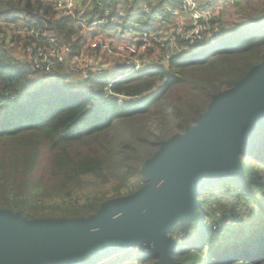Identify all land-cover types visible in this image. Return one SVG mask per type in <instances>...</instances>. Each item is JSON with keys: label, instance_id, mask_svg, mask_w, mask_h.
Returning a JSON list of instances; mask_svg holds the SVG:
<instances>
[{"label": "trees", "instance_id": "obj_1", "mask_svg": "<svg viewBox=\"0 0 264 264\" xmlns=\"http://www.w3.org/2000/svg\"><path fill=\"white\" fill-rule=\"evenodd\" d=\"M110 2L113 15L122 3L127 17L142 4L153 13L164 6L177 8L181 4V0ZM21 15L41 22L53 17L54 11L29 0H0L1 21L14 23ZM138 16L141 20L136 24L140 28L154 22L148 14ZM165 19L167 24L170 17ZM48 23L64 43L70 42L75 28L69 21ZM151 29L155 30V25ZM199 47H188L168 66L131 72L119 80L110 75L93 77L84 87L76 88L64 77L36 81L34 71L0 44V209L22 213L28 219L80 218L97 213L108 200L97 197L86 205L63 210L50 207L46 214L35 201L70 200L84 188L85 177L101 178L106 170H113L124 181L134 176L159 151L161 142L168 140L151 145L148 136L134 127L157 117L160 106L169 102L170 93L179 86L190 90L193 96L189 100L198 96L203 99L193 116L192 109L189 115L186 112L183 128L195 126L215 95L233 88L264 60V19L246 18L228 35ZM109 82H113L114 93L129 100L120 104L114 97H105ZM138 154L140 159L136 158ZM240 158L242 175L205 179L198 191L199 197L226 195L235 200L236 206L243 202L257 209L252 230L241 241L222 242L210 229L211 223H205L207 211L203 210V215L195 211L171 231L177 243L173 258L178 264H264V130L248 141ZM121 188L116 190L119 194ZM60 211L62 214H57ZM209 214L213 220L215 216ZM158 260L145 250L137 256L139 264H155Z\"/></svg>", "mask_w": 264, "mask_h": 264}, {"label": "water", "instance_id": "obj_2", "mask_svg": "<svg viewBox=\"0 0 264 264\" xmlns=\"http://www.w3.org/2000/svg\"><path fill=\"white\" fill-rule=\"evenodd\" d=\"M264 130V60L215 95L195 126L160 144L142 167L147 183L80 218H34L0 209V264H95L139 245L178 264L171 231L198 207L199 185L240 176L241 152Z\"/></svg>", "mask_w": 264, "mask_h": 264}, {"label": "built area", "instance_id": "obj_3", "mask_svg": "<svg viewBox=\"0 0 264 264\" xmlns=\"http://www.w3.org/2000/svg\"><path fill=\"white\" fill-rule=\"evenodd\" d=\"M29 1L51 7L54 16L41 22L27 15H21L14 23L0 20V44L30 67L38 82L64 77L70 86L78 82L84 87L93 77L110 75L119 80L131 72L168 66L174 56L186 52L188 47L200 44L199 49L204 48L230 32L223 19V4L217 0H181L179 7L164 6L155 13L142 4L130 17L122 3H118L113 15L110 0ZM228 1L231 5H247L251 0ZM139 13L150 15L154 22L140 28L136 24L141 20ZM166 16L170 17L167 24ZM61 19L75 28L68 43L48 23ZM112 87L113 82L105 86V97H114L120 104L129 100L114 93ZM237 216L234 211L227 217L217 212V220L211 223L213 232L236 222Z\"/></svg>", "mask_w": 264, "mask_h": 264}, {"label": "rangeland", "instance_id": "obj_4", "mask_svg": "<svg viewBox=\"0 0 264 264\" xmlns=\"http://www.w3.org/2000/svg\"><path fill=\"white\" fill-rule=\"evenodd\" d=\"M217 1L222 3L223 0ZM230 3L228 1L227 5L230 8H235L237 5H231ZM258 5L259 2H256L254 5H248L250 7H248L247 9V13L251 14L248 18L261 17L264 19V11L261 10L260 14V7L258 8ZM258 62H261V59ZM193 74L200 75L202 73L195 72ZM73 81L78 80L73 79ZM68 82H71V80H69ZM74 83L75 84L73 87L81 88V85L78 82ZM192 96L193 95L186 86L176 87L175 90L170 93L169 102H165L160 106V114L157 117L150 119L149 121L146 120L143 122H139V125H136L134 127V130H137L143 134L145 133L144 135L148 136V140L150 141L151 145L162 139L167 140L175 134L184 133L186 129L183 128V124L185 121L184 119L186 116V112L189 115V111L192 109L191 115L193 116L196 109L202 105L203 99L201 98V96L189 100ZM136 158L140 159L141 154H138ZM84 180V188L82 189V191L74 195L72 199L62 202L57 199L50 200L39 198L38 200L36 199L38 202L35 201L37 203V208L44 209L43 214L49 213L50 207L60 210H63L66 207L78 208L80 206L86 205L91 199L97 197L104 198L105 200H113L119 198L118 196L123 197L133 194L147 183V180L142 172V168L139 172L135 173L134 176L126 181H124V178L122 176L118 177L113 170H106L101 178L88 176L85 177ZM119 187H122L120 189V194L116 191ZM199 202H201L202 205L201 207H197L196 211H198L201 215H203L205 211H207L205 213V223L208 226L210 223H212L213 220H217V217H214L215 209L217 212L220 210L221 215L224 217H227L232 211H234L235 214H238L236 222H231L229 225H223L222 229L216 234L217 236L222 238V242L226 243H228L229 241L238 242L241 241L244 237L248 236L250 231L252 230V225L255 223L254 220H256L259 214L257 209H253L245 205L243 202L236 206L237 203L235 202V200L227 198L226 195H214L211 197L207 195H201L199 197ZM233 207H236V209H234ZM209 212L213 213V220L211 219ZM57 214H62V212L60 211V213ZM210 229L213 231L211 224ZM217 238L218 237H216V239ZM144 246L146 245L143 244L131 248V250H134L133 253L128 252L130 249L122 251L95 264H139L137 262V256L138 254H142Z\"/></svg>", "mask_w": 264, "mask_h": 264}, {"label": "crops", "instance_id": "obj_5", "mask_svg": "<svg viewBox=\"0 0 264 264\" xmlns=\"http://www.w3.org/2000/svg\"><path fill=\"white\" fill-rule=\"evenodd\" d=\"M203 1H212V0H203ZM256 2H259L258 8L264 11V0H251L249 4L244 5L242 2H237L235 8H230L228 5V1L223 0V19L225 24L232 29L235 24L241 23L244 19L250 17L249 13H247L248 5H254ZM155 4V3H154ZM241 19V20H240ZM240 20V21H239Z\"/></svg>", "mask_w": 264, "mask_h": 264}]
</instances>
